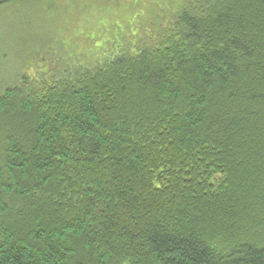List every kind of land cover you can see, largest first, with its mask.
<instances>
[{
  "label": "trees",
  "instance_id": "1",
  "mask_svg": "<svg viewBox=\"0 0 264 264\" xmlns=\"http://www.w3.org/2000/svg\"><path fill=\"white\" fill-rule=\"evenodd\" d=\"M144 36L0 89V264H264V0Z\"/></svg>",
  "mask_w": 264,
  "mask_h": 264
},
{
  "label": "rangeland",
  "instance_id": "2",
  "mask_svg": "<svg viewBox=\"0 0 264 264\" xmlns=\"http://www.w3.org/2000/svg\"><path fill=\"white\" fill-rule=\"evenodd\" d=\"M179 2L28 0L0 4V89L21 76H43L52 65L56 69L83 66L109 58L124 45L132 48L166 15L172 16Z\"/></svg>",
  "mask_w": 264,
  "mask_h": 264
}]
</instances>
